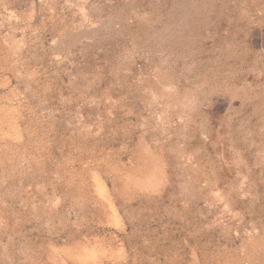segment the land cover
I'll return each mask as SVG.
<instances>
[{
    "label": "rangeland",
    "instance_id": "obj_1",
    "mask_svg": "<svg viewBox=\"0 0 264 264\" xmlns=\"http://www.w3.org/2000/svg\"><path fill=\"white\" fill-rule=\"evenodd\" d=\"M0 264H264V0H0Z\"/></svg>",
    "mask_w": 264,
    "mask_h": 264
}]
</instances>
